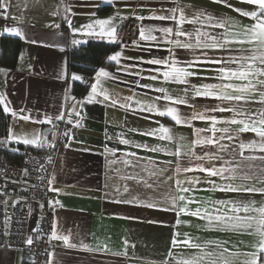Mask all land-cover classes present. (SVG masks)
<instances>
[{
    "label": "crops",
    "instance_id": "crops-1",
    "mask_svg": "<svg viewBox=\"0 0 264 264\" xmlns=\"http://www.w3.org/2000/svg\"><path fill=\"white\" fill-rule=\"evenodd\" d=\"M4 3L8 7L7 19H5L4 10H0V70H2L0 71V95L6 98L7 106L17 114L13 116L11 112L7 113L10 119L5 142L14 144L23 143L15 139L8 140L10 129L18 138H33L39 133L41 141L44 142L50 130L44 133V128L57 122L55 117L61 112L67 110L68 113L73 109L72 97L75 96L70 92L73 75L68 68L71 48L91 38L95 41L109 42L106 36L101 38L98 34L100 31L98 25L93 29L95 33L93 35H88L89 30L82 29V26L94 24L96 20L110 19L111 24L106 27H114L117 34L121 23L128 16L145 18L138 19V40L135 43H117L116 49L106 56L105 63L94 70V76L101 68L110 73V77L101 78L100 83V89L106 91L110 99L103 103H86L83 107L76 104L72 116L67 115V121L69 118L72 120V123L67 122L71 130L69 142L58 149L51 175V180L54 178L51 188L57 190L53 191L51 201H59V204L50 207L54 213L57 235H67L69 244L73 246L66 245L61 239H52L53 246L47 264H177V260L200 252V249L183 245L173 247V234L177 232L180 234L179 239H185L184 234L187 233L193 242L201 245H205L207 241L228 240L231 251L255 250L254 245L258 240L255 235L206 228V221L184 214L179 217L184 223L177 225L175 213L163 211L161 208L170 207L167 198L178 195L175 180H185L193 176L201 178V183L196 185L197 190L188 194L200 202L199 205L196 203L190 205L193 210L197 206L202 209H211L210 202L213 200L238 199L259 202L264 200V195L208 191L210 185L203 182L205 173L188 172L177 176L174 171L175 163L171 165L161 163L174 160V157L166 156L164 153L144 151L119 142L122 137L133 143H147L150 147L167 145L174 150L178 141L183 145V151L188 152V146L195 139L192 126L178 125L169 117L139 111L140 106L155 103L157 107L163 108L165 104H169L168 101L155 100L156 97L163 95L155 91V88L163 87L173 97L185 96L189 104L201 111L218 103L205 97L193 99L190 85L164 82L163 77L155 81L147 79L148 76L156 74L151 71L152 69L163 66L144 64L140 61L153 57H167L169 55L167 49L172 46L165 44L163 40L159 41L160 47L156 46L157 42L141 40L140 29L142 27H175L173 20L161 21L149 19V17L173 15L170 10L179 5L186 6L185 11L189 16L199 9L217 19H227L230 25L232 23L250 25L255 23V20L240 16L239 13L221 4L213 3L212 0H4ZM231 3L248 11L255 8V6L240 3L239 0H231ZM103 7H107L105 12L101 11ZM174 15L179 16V12ZM69 19L72 21L71 28L67 22ZM6 27L18 28L23 33V38L5 32ZM183 27L187 30L201 27L213 35L226 30L240 31L239 28L232 27L208 28L207 22L204 25L185 24ZM73 28L82 30L74 33ZM152 34L158 38L162 36L158 31ZM172 38L177 39L174 36ZM74 40L80 43L74 44ZM145 48H151V51H144ZM116 52H121L119 63L108 60V57ZM176 54L182 61L192 58V53L187 50L177 49ZM227 54L221 51L214 53L217 58L226 57ZM211 67H218V65ZM191 70L196 71L197 76L188 78L190 84L219 83L212 78L216 76L214 71L197 68ZM136 72L140 75L129 74ZM204 77L209 79H203ZM137 81L141 85H151V88L139 87ZM94 82L95 78L92 83ZM90 86L80 98L75 97L76 100H83L88 95ZM185 88H189L187 94H185ZM129 97L131 99H128ZM258 98L257 96L256 99ZM96 99L103 100V96H98ZM113 100L116 101L115 106H111ZM1 104L4 109L5 104ZM172 106L178 108L184 117L192 114V108L188 104ZM256 107L259 105H253V108ZM76 112H79V116L75 114ZM211 114L223 117L232 115L228 112ZM21 116H29L31 119L26 121L20 118ZM46 117L53 118L51 123L33 122L43 121ZM77 120L80 127L74 126ZM161 124L170 129V134L174 137L172 142L141 134L149 128H158ZM192 125L195 128L208 126L207 122L199 120L192 121ZM231 127L236 129L239 125ZM134 129L136 131H133ZM202 135L207 136L211 133H202ZM252 140H259V138L255 133L246 132L231 141L227 139L221 141L229 145L226 152L220 153L223 159L229 162L224 166L231 168L236 165L242 159L239 155V143L247 144ZM106 147L116 149V155L113 156L110 151H105ZM232 149L236 152L233 153ZM195 150L203 155V151H215V147L206 146L203 149L197 147ZM129 151L136 152L140 157H152L157 167L167 168L168 171L162 176L149 178L147 172L142 171L147 165V160L140 161L135 169L131 166L126 167L120 161L127 158L124 153ZM244 156L256 157V159L245 160L243 170L237 169L236 179L231 181H221L218 177L212 179L217 183L264 187V183L255 179L240 178L245 173L261 174L264 170V160L259 157L264 156V153L258 149H245ZM114 159L118 161L115 164L111 163ZM183 162L187 164V157L183 158ZM212 163L219 166L221 161ZM134 173L148 178V182L154 187L146 188L143 182L137 183L135 180L124 178ZM228 175L229 173H225V176ZM168 177L172 179L169 180ZM125 187L128 188L127 192L124 191ZM133 198L136 202H116L131 201ZM149 201L157 202L160 207L143 206ZM39 216L40 205L33 203L28 226L31 238L35 235ZM203 251L212 252L218 258L221 249L216 248L215 244H208ZM170 252L171 255H169ZM29 257L30 253L27 249L0 247V264H28ZM231 259L233 264H241L245 257Z\"/></svg>",
    "mask_w": 264,
    "mask_h": 264
},
{
    "label": "snow or ice",
    "instance_id": "snow-or-ice-1",
    "mask_svg": "<svg viewBox=\"0 0 264 264\" xmlns=\"http://www.w3.org/2000/svg\"><path fill=\"white\" fill-rule=\"evenodd\" d=\"M213 3L221 4L226 8L231 9L239 13L240 16L250 17L255 20V23L250 25H238L235 23L229 24L225 18H215L206 11L196 9L192 15L186 14V6H177L170 10L173 15H161L149 17V19L158 20H173L175 27H163V28H141L140 39L145 41L157 42L156 46L160 47V40H163L165 44H170L172 47L168 48L169 55L163 58L153 57L149 60H141L140 63L149 65H161L162 68L152 69L155 75H150L147 79L158 80L163 77L164 82H171L176 84L190 85L193 99L195 97H205L218 101L215 106L207 107L203 111L197 109L194 105L189 104L188 99L185 96L173 97L168 94L167 89L160 87L154 90L163 93L162 96L155 98L156 101L164 100L169 104H165L163 108L157 107L155 103L140 106L139 111L151 112L161 117H169L176 124H184L193 127V134L195 139L191 141L188 146V152L183 151V145L178 141L175 144L174 150L167 145L149 146L147 143L138 144L124 138H120L119 142L124 145H131V147L142 149L153 153H164L166 156L174 157V160L162 161L164 164L175 163V174L178 176L181 173H205L203 182L210 185L208 191H219L224 193H260L264 195V187L257 188L255 186L236 185L234 183H217L213 177H218L221 181H231L237 178V169L243 170L244 161L250 159H256V157L244 156L245 149H258L264 153V0H239L240 3L255 6L254 10H244L236 7L231 3V0H212ZM7 5L4 0H0V9L4 10L5 19H7ZM179 12V16L174 13ZM203 17V19H201ZM137 19H145L144 17H137ZM68 25L72 27V21L69 19ZM207 22L208 28H239L238 32L225 31L216 35L211 34L209 31L203 30L201 27H194L192 30H187L183 27L185 24L196 25L197 23L204 25ZM111 24L110 19L96 20L94 24H88L82 26L88 29V35L95 34L93 29L96 25L99 26V35L101 38L107 37L109 42L117 43L118 38L116 36V29L114 27H106ZM82 29L73 28V32L81 31ZM5 32L23 38V33L16 27L5 28ZM158 31L162 34L161 37H157L152 33ZM177 39H173L172 37ZM183 38V39H178ZM74 44L80 43V41H73ZM135 43V41L133 42ZM238 45L239 47H232ZM247 45V47H245ZM183 49L192 53V58L189 60H180L177 57L176 50ZM144 51H151V48H145ZM199 51V54H197ZM217 51L227 52V56H221L217 58L214 53ZM212 53V54H210ZM121 58V52L108 57L109 61H115L119 63ZM212 65H218V67H211ZM235 65V67H233ZM211 70L216 73L213 79L219 81V83H204L200 85L190 84L189 77L197 76V72L191 69ZM2 71V70H0ZM130 75H140L139 72L129 73ZM110 77V73L101 68L96 72L95 82L91 83L90 91L83 100H73V109L67 113L69 117L72 116L75 111V105L79 104L83 107L84 104L91 103H103L110 99L107 92L100 89L101 78ZM203 79H209L204 77ZM73 80H82V77L73 75ZM239 81V83H234ZM137 85L142 88H151V85H141L137 81ZM185 94L189 91V88H185ZM98 96H103V100H97ZM259 97L256 99V97ZM128 99H131L129 97ZM0 103H4V112L13 116L17 114L12 111L6 104V98L0 95ZM139 105V101L137 102ZM188 104L192 108V114L189 117H184L180 114L178 108L172 105ZM116 101L111 102V106H115ZM253 105H259V107L253 108ZM125 107L124 105H121ZM231 113L230 117H223L212 115L211 113ZM79 116V112L75 113ZM64 112L55 117L56 120H64ZM24 120H30L29 116H21ZM52 117H46L43 121H33L38 123H51ZM199 120L207 122L208 126L204 128H195L192 125V121ZM68 123H72L71 118L68 119ZM158 123V122H157ZM222 125V126H221ZM232 125H239L238 128L233 129ZM76 127H80V123L77 120ZM133 131H136L135 129ZM252 132L255 133L259 140H252L249 143H239V155L242 159L233 167L227 168L224 165L229 163L225 161L220 155L222 152H226L229 149V145L221 143V141L233 140L238 138L242 133ZM202 133H211V135H202ZM219 133V135H217ZM149 137H155L161 141L172 142L174 137L170 134V129L162 124L158 128H149L141 133ZM67 136L68 133H65ZM17 140L25 145H33L43 147L44 144L41 141V134H37L33 138H18L15 137L11 129L9 130L8 140ZM206 146H214L215 151L206 150L203 151V155H200L195 150L197 147L205 148ZM105 151H110L113 156L116 155V149L105 148ZM235 153L236 150L232 149ZM126 159H122V162L126 167L131 166L133 169L139 166V162L147 160V165L142 171L147 172L148 177L162 176L168 171L167 168L157 167V163L152 157H140L136 152H125ZM187 157V164H184L183 158ZM264 160V156L259 157ZM214 161H221L217 166ZM117 160H112L111 163H117ZM225 173H229L225 176ZM27 175V170H25ZM125 179L135 180L137 183L143 182L146 188H153L154 185L148 182V178L140 176L139 173L129 174ZM244 180L255 179L258 182L264 183V170L260 175L245 173L240 177ZM169 180L172 177H168ZM54 182V178L49 181V185ZM201 183L199 176H193L186 178L185 180L176 179L175 187L178 195L168 197L170 207H163V211H172L175 213L177 220L176 224L180 225L184 223L179 219L181 214L197 217L206 221V228H214L220 231L255 235L258 237L255 250L251 252L231 251L228 247L230 241H207L205 245L193 242L192 238L185 233V239H179V233L173 234L172 246H186L190 248L200 249V252L188 258H181L177 260V264H233L231 258H238L244 256L245 259L241 264H264V200L259 202L255 200H213L211 201V209L201 208L197 206L194 210L190 208V205L196 203L199 205V201L194 196L188 195L196 191V185ZM187 184V186H185ZM50 191H57L49 188ZM119 191V190H117ZM124 191L127 192L128 188L125 187ZM118 203H133V200H118ZM59 201H49L50 206L58 205ZM143 206L154 208L160 207L155 201H149ZM43 207V205H41ZM53 230L51 233L52 239H61L68 246L69 237L67 235L58 236L56 232V224L53 223ZM27 243L31 244V238ZM242 243V242H241ZM208 244H215L216 248L221 249L218 258L212 252H204L203 248ZM233 247H236L233 245ZM227 254V255H226ZM171 255V252L169 253Z\"/></svg>",
    "mask_w": 264,
    "mask_h": 264
},
{
    "label": "built area",
    "instance_id": "built-area-1",
    "mask_svg": "<svg viewBox=\"0 0 264 264\" xmlns=\"http://www.w3.org/2000/svg\"><path fill=\"white\" fill-rule=\"evenodd\" d=\"M138 30V19L128 16L117 31V43L137 41ZM76 75L82 77L85 87H89L95 78L94 72ZM73 95L76 98L82 96ZM64 113V120H58L50 126L43 147L25 144L20 146L0 140V247L29 250L28 264H47L53 246L51 233L54 213L49 201L54 193L49 190V181L56 153L69 142L71 133L67 123V110ZM33 203L40 205V216L35 235L31 238L28 226ZM29 238L32 240L31 244L27 243Z\"/></svg>",
    "mask_w": 264,
    "mask_h": 264
},
{
    "label": "trees",
    "instance_id": "trees-1",
    "mask_svg": "<svg viewBox=\"0 0 264 264\" xmlns=\"http://www.w3.org/2000/svg\"><path fill=\"white\" fill-rule=\"evenodd\" d=\"M1 10V9H0ZM107 7H103L101 11L105 12ZM117 43H109L105 41L87 40L71 48L68 56V68L72 75L81 73L88 75L105 63L108 54L114 51ZM87 87L83 85L82 80L71 81L70 92L72 94L83 95ZM9 115L4 112L0 103V140L5 141L9 127ZM22 145V144H18Z\"/></svg>",
    "mask_w": 264,
    "mask_h": 264
},
{
    "label": "water",
    "instance_id": "water-1",
    "mask_svg": "<svg viewBox=\"0 0 264 264\" xmlns=\"http://www.w3.org/2000/svg\"><path fill=\"white\" fill-rule=\"evenodd\" d=\"M49 129H50V127L47 126V127L44 128L43 132L46 133V131L49 130ZM42 142H43V141H42Z\"/></svg>",
    "mask_w": 264,
    "mask_h": 264
}]
</instances>
